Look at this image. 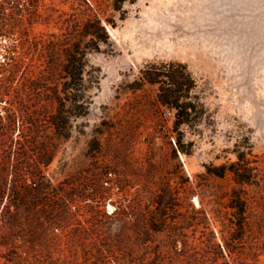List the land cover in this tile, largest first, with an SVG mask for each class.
Here are the masks:
<instances>
[{"label":"rangeland","instance_id":"rangeland-1","mask_svg":"<svg viewBox=\"0 0 264 264\" xmlns=\"http://www.w3.org/2000/svg\"><path fill=\"white\" fill-rule=\"evenodd\" d=\"M92 1L110 40L86 116L77 88L70 116L50 99L80 0L0 1V264H264V0ZM169 62L197 80L195 130L135 89Z\"/></svg>","mask_w":264,"mask_h":264},{"label":"trees","instance_id":"trees-1","mask_svg":"<svg viewBox=\"0 0 264 264\" xmlns=\"http://www.w3.org/2000/svg\"><path fill=\"white\" fill-rule=\"evenodd\" d=\"M7 2L11 0H0ZM80 9L78 14L72 17L68 22V33L65 36L62 56L64 58L62 66V74L67 80L65 97L61 99L59 96H51V103H59L62 106L60 114L63 116L72 115V110L66 109L67 104L72 100L80 101V115L86 116L89 113V91L98 83V72L90 64L88 60L89 51H100L101 44H108L110 37L104 24V11L96 9L92 0H80ZM106 22L115 26L112 20L106 19ZM0 35H3L0 33ZM56 66L52 68V76L55 74ZM135 89H141L146 85L158 88V102L166 109L175 110L177 129L187 126L195 130L202 118L203 110L200 106L199 98L193 95L194 90L198 87L197 80L188 66L182 63L169 62L151 64L142 72L141 76L134 83ZM78 93L73 98L70 90L76 89ZM4 91L0 89V101L5 97ZM201 108V109H200ZM7 123L0 127V137L13 130L15 123V114L6 110ZM59 114V113H58ZM51 117L56 118L55 111ZM7 142L1 140L0 146L5 148ZM184 143L178 140V148L183 150ZM50 157V156H49ZM48 159V157H47ZM225 170V167H223ZM35 184H40L44 179L41 168H38L33 174ZM7 186L0 183V199L5 195ZM16 194V190H13Z\"/></svg>","mask_w":264,"mask_h":264},{"label":"water","instance_id":"water-1","mask_svg":"<svg viewBox=\"0 0 264 264\" xmlns=\"http://www.w3.org/2000/svg\"><path fill=\"white\" fill-rule=\"evenodd\" d=\"M94 109H97V106L96 105L94 106Z\"/></svg>","mask_w":264,"mask_h":264}]
</instances>
